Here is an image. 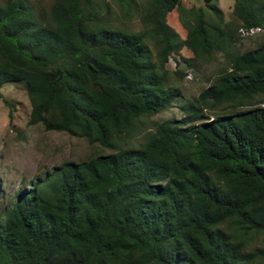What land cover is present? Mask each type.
I'll return each mask as SVG.
<instances>
[{
    "label": "trees",
    "instance_id": "obj_1",
    "mask_svg": "<svg viewBox=\"0 0 264 264\" xmlns=\"http://www.w3.org/2000/svg\"><path fill=\"white\" fill-rule=\"evenodd\" d=\"M251 26L264 0H233L227 20L217 0H0V86L23 84L28 124L109 150L17 191L0 264H264V37L241 50L238 35ZM217 55L184 99L167 63ZM176 102L181 118L151 119Z\"/></svg>",
    "mask_w": 264,
    "mask_h": 264
},
{
    "label": "rangeland",
    "instance_id": "obj_2",
    "mask_svg": "<svg viewBox=\"0 0 264 264\" xmlns=\"http://www.w3.org/2000/svg\"><path fill=\"white\" fill-rule=\"evenodd\" d=\"M51 0H43L46 6ZM185 5H202V0H182ZM233 0H217L223 10L225 19L231 16ZM116 15L119 9L113 5ZM168 23L174 27L181 37L185 35V29L181 25L178 12L174 9L168 14ZM130 30H139L141 24L138 16L126 22ZM239 46L241 50L255 48L264 37V29L251 36H241ZM184 57H190L191 51L187 48L181 50ZM222 58L211 63L194 66H180L170 59L167 63L169 70L181 67L182 77L177 81L182 90L184 99L196 96L201 89L212 83L219 69ZM190 73V74H188ZM188 74V75H187ZM3 97L14 103L13 117L9 123V107L0 98V219L3 218V210L9 206L20 188H27L32 184L42 182L49 176L54 168L61 166L66 161H79L87 157L108 153V149H102L98 145H90L83 138L68 135L62 131L45 130L41 124H28L30 104L22 83L6 82L0 86ZM179 102L173 106L156 113L153 120H163L174 117L181 118L183 112L178 107Z\"/></svg>",
    "mask_w": 264,
    "mask_h": 264
},
{
    "label": "built area",
    "instance_id": "obj_3",
    "mask_svg": "<svg viewBox=\"0 0 264 264\" xmlns=\"http://www.w3.org/2000/svg\"><path fill=\"white\" fill-rule=\"evenodd\" d=\"M260 31H262V28L260 26L240 27L238 29V32L241 36H251V35H254ZM188 74H190V73H188Z\"/></svg>",
    "mask_w": 264,
    "mask_h": 264
}]
</instances>
